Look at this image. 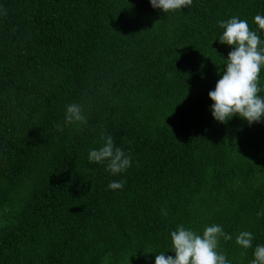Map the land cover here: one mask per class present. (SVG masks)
Instances as JSON below:
<instances>
[{"label": "trees", "instance_id": "1", "mask_svg": "<svg viewBox=\"0 0 264 264\" xmlns=\"http://www.w3.org/2000/svg\"><path fill=\"white\" fill-rule=\"evenodd\" d=\"M0 264H154L178 225H221L218 251L249 264L264 244V120L219 123L208 93L230 46L218 22L264 0H0ZM225 59V60H224ZM264 96V68L259 73ZM82 126L63 125L68 104ZM101 133L130 158L90 163ZM125 181L111 190L112 180ZM241 231L252 246L235 243Z\"/></svg>", "mask_w": 264, "mask_h": 264}, {"label": "clouds", "instance_id": "2", "mask_svg": "<svg viewBox=\"0 0 264 264\" xmlns=\"http://www.w3.org/2000/svg\"><path fill=\"white\" fill-rule=\"evenodd\" d=\"M153 9L168 14L181 11L193 3V0H149ZM4 14L0 11V15ZM254 23L259 30L264 31V16L257 14ZM223 29L217 39L221 44L230 46L231 51L225 60L224 70L208 96L212 101L211 115L215 121L226 123L234 116L246 120L249 125L264 120V96L261 91L259 73L264 68V39L257 31L250 30L248 22L236 16L227 21H219ZM87 118L80 104H68L64 112L63 125L57 124L60 131L65 126H82ZM102 144L88 152L90 163L105 165V171L110 175H120L131 167V158L114 144L113 137L101 133ZM125 181L112 180L107 187L111 190L122 189ZM258 216H264V211H258ZM232 239L223 231L221 225L206 226L202 235L191 229L178 225L171 231V251L174 256H166L164 252L154 255V264H231L226 256L218 251L219 239ZM253 235L249 231H241L235 238V243L243 249L252 246ZM249 264H264V244H257Z\"/></svg>", "mask_w": 264, "mask_h": 264}]
</instances>
